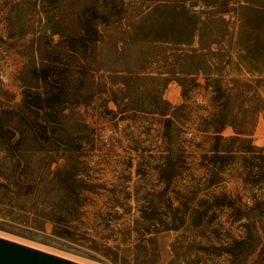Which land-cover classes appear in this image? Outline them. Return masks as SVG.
I'll return each instance as SVG.
<instances>
[{"label": "rangeland", "instance_id": "obj_1", "mask_svg": "<svg viewBox=\"0 0 264 264\" xmlns=\"http://www.w3.org/2000/svg\"><path fill=\"white\" fill-rule=\"evenodd\" d=\"M0 234L264 264V0H0Z\"/></svg>", "mask_w": 264, "mask_h": 264}, {"label": "water", "instance_id": "obj_2", "mask_svg": "<svg viewBox=\"0 0 264 264\" xmlns=\"http://www.w3.org/2000/svg\"><path fill=\"white\" fill-rule=\"evenodd\" d=\"M0 264H86L0 236Z\"/></svg>", "mask_w": 264, "mask_h": 264}, {"label": "trees", "instance_id": "obj_3", "mask_svg": "<svg viewBox=\"0 0 264 264\" xmlns=\"http://www.w3.org/2000/svg\"><path fill=\"white\" fill-rule=\"evenodd\" d=\"M43 78H47V74L44 73ZM259 113V112H258ZM210 121L209 123L212 124L211 126V130L213 131L214 135H213V139H214V149L212 150V157L213 158H217L218 156H220L222 154V152H226V153H231L233 150H229V149H219L218 145H219V141L221 139H223L222 135L220 134L222 129L225 127L226 125V122H225V115L222 113V111L220 110L219 112L217 113H214L211 115V117L209 118ZM256 120H257V115L255 117V120H254V123L253 125H255L256 123ZM166 121L170 122V119H166ZM233 130H234V135L233 136H230L229 139H237V140H240L241 139V135H245V134H249L248 131L246 130H243V129H239L237 128L236 126L233 127ZM168 154L165 155L166 158H169V155H170V151H167ZM167 160H170V159H167ZM171 164V163H170ZM166 165V164H164ZM163 167V166H162ZM170 176L167 177V181L169 180ZM185 209H187V207L185 206ZM194 219H192V223L194 225H198L200 224V222H197V221H193ZM166 229H173V227H165ZM234 243H241V241H234Z\"/></svg>", "mask_w": 264, "mask_h": 264}, {"label": "bare ground", "instance_id": "obj_4", "mask_svg": "<svg viewBox=\"0 0 264 264\" xmlns=\"http://www.w3.org/2000/svg\"><path fill=\"white\" fill-rule=\"evenodd\" d=\"M0 236H4V237H7V238H10V239H13V240H16V241H19V242H22V243H25V244H28V245H31V246L36 247V245H34V244L26 243V242H23V241L18 240V239H16V238H11V237H8V236L2 235V234H0ZM37 248H40V249H43V250H46V251L52 252V251H50V250H48V249H46V248H43V247H37ZM52 253H56V254L61 255L60 253L55 252V251L52 252ZM62 256L68 257V256H66V255H62ZM68 258H71V259H74V260H76V261H80V262L86 263L85 261H81L80 259L77 260V259H75V258H73V257H68ZM86 264H89V263H86Z\"/></svg>", "mask_w": 264, "mask_h": 264}, {"label": "built area", "instance_id": "obj_5", "mask_svg": "<svg viewBox=\"0 0 264 264\" xmlns=\"http://www.w3.org/2000/svg\"><path fill=\"white\" fill-rule=\"evenodd\" d=\"M1 77H3V78H4V75H1Z\"/></svg>", "mask_w": 264, "mask_h": 264}]
</instances>
